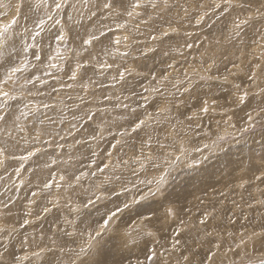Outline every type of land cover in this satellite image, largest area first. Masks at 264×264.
I'll use <instances>...</instances> for the list:
<instances>
[{"label": "rangeland", "instance_id": "1", "mask_svg": "<svg viewBox=\"0 0 264 264\" xmlns=\"http://www.w3.org/2000/svg\"><path fill=\"white\" fill-rule=\"evenodd\" d=\"M16 2L0 0V24L16 15ZM142 2L146 10L137 9L141 15L128 17L119 0L111 12L103 9V0H67L56 13L66 22L63 42L55 40L60 26L51 21L36 41L22 37L25 25L33 27L23 13L38 17L44 9H23L10 30V58L0 57V90L9 97L0 96V114L20 116L17 123L26 130L21 132L12 119L0 122V145L18 141L17 156L33 145L52 158L71 156L69 171H96L91 164L95 160L101 167L110 166L107 175L122 179L104 184V174L97 171L95 177L84 176L79 184L72 181L70 185L67 178L60 180L67 165H53L51 174L45 170L34 175L35 157L23 162L6 159L0 166V252L7 250L6 264L25 256L35 261L30 253L38 250L37 245L54 249L43 254V264H71L76 256L69 249L79 251L87 235H65L73 231L66 219L75 221L81 231L91 230L109 209L122 207L123 202L131 206L93 254L80 260L103 264L124 260L126 264L128 258L139 257L149 264L146 257L153 249L152 264H259L264 259V0H167V4L155 0L156 8L148 0ZM92 12L97 15L91 17ZM245 20L237 32L234 22ZM101 26L111 29L103 43L82 45L81 39ZM124 36L130 40L124 41ZM116 37L121 38L119 45ZM109 41L105 55L101 49ZM25 43L36 44L26 54L28 67L2 83L11 67L21 66ZM125 52L129 55L124 56ZM78 61L85 63L80 74L86 71L91 78L83 81L87 89L82 88L79 74L76 81L69 79ZM97 61H106L112 68L101 69ZM53 64L56 67H50ZM125 68L133 71L120 81L117 72ZM244 92L247 99L237 103ZM80 97L90 102L87 107ZM205 102L207 113L202 111ZM45 103L55 110L44 109ZM37 107L34 115L43 119L46 113L56 121L44 124L60 134L53 144L43 142L52 140L51 136L45 135L41 143L29 136L34 116L25 119L21 113ZM89 111L96 113L95 119H81ZM137 118L146 120V126L132 133L130 125ZM36 127H40L38 122ZM146 133L151 140L142 146ZM117 140L121 143L113 149ZM161 177L163 191L149 195L147 182L152 181L155 189ZM46 181L53 186L44 188ZM121 183L130 191L123 192ZM97 185L103 186L97 189ZM89 197L94 203L85 208ZM134 198L137 203L132 204ZM141 226L153 235H142L136 248L125 249L121 240L125 230ZM21 264L29 261L21 260Z\"/></svg>", "mask_w": 264, "mask_h": 264}, {"label": "snow or ice", "instance_id": "2", "mask_svg": "<svg viewBox=\"0 0 264 264\" xmlns=\"http://www.w3.org/2000/svg\"><path fill=\"white\" fill-rule=\"evenodd\" d=\"M85 2H87V0H85ZM165 4H167V0H164ZM67 3V0H18V2L15 3L14 7H15V13L16 15L11 19V21L9 23H3L0 24V57H4V58H10V53L8 51L7 48V44L8 41L11 40V34H10V30H12L17 24H18V20H19V16L22 14V10L23 9H27L29 11H34L36 9H44V15L42 16H38V17H30L27 15V13H23L25 20H31V23L33 25L32 29H29L26 25L24 27L23 30V36H30L31 39L33 41H36L37 37H39L44 31H45V26L48 24L49 21L52 22L53 26L55 25H59L60 26V30L58 31V33L55 36V40L56 41H60L63 42L67 39V33L65 32V26H66V22L62 23V19L58 18L56 13L60 12L61 10H63L65 8V5ZM148 4L151 5L152 8H156L157 4L155 2V0H148ZM117 5V0H103V4L102 7L104 10H107L109 12L113 11L115 9ZM119 6L121 8H123V10L127 13L128 17H132L134 15L139 16L141 15V13L139 11H137V9H145L147 8V5H145L142 0H119ZM131 9V10H129ZM97 15L96 12H92L91 13V17H95ZM90 17V19H91ZM68 19H71V17L69 16ZM199 22V21H198ZM248 21H241L240 23H235V29L237 30V32L240 30L241 28V24H246ZM118 27H124V25H118ZM69 32L71 31V29L68 30ZM111 29L108 28L107 30H105L104 26L101 27H97L95 31L93 32H88L87 33V39H81V43L82 45H93L94 42L97 43H103L102 38L106 36L107 32H110ZM165 35H167V33H165ZM153 40L156 39L155 36L152 37ZM124 41H129L130 37L129 36H124L123 37ZM121 43V38L120 37H116L115 39V44L119 45ZM36 44L32 43V44H27L25 43L23 46V53H25V59L22 61L21 66H13L11 67L3 82L2 83H8L9 81H12L13 78L15 77L16 73L21 72L23 69L28 67V61L26 59V54L28 53L30 48H35ZM111 47V41H109L108 45H105L101 51L104 52L105 55H108L107 52V48ZM188 47H191V45H188ZM57 54L59 55V48L56 49ZM19 53H17L18 55ZM33 55H35V53H33ZM77 56H80V53L77 52L76 53ZM91 56V53L89 54ZM97 56L99 55V53L96 54ZM124 56L129 55L128 52H125L123 54ZM35 58L37 60H40V56L36 55ZM56 57H50V59H55ZM94 58V57H93ZM97 63L99 64V67L101 69L104 68H108L111 69L112 68V64L107 63L106 61L104 62H100L97 61ZM50 67H56V65H50ZM85 67V63L84 62H80L78 61L76 64V68L74 70H72L70 72L69 75V79L72 81H76L78 79V74H79V79L81 81L82 84V88L83 89H87L88 84H84L83 81L85 79H88L89 81L91 80L90 77L86 76V71L83 74H80V69ZM133 71V69L131 68H125L124 71H118L117 75L119 77L120 81H124L125 80V73H131ZM37 79H39V77H37ZM113 80L117 79V76H113L112 77ZM226 79V78H225ZM67 87L71 88L72 85L69 84L67 85ZM237 91L239 92L240 90V85L237 84L236 86ZM53 91L55 92L56 89L54 88ZM262 92H264V89H261ZM0 96L3 97H9V93L7 91H2L0 90ZM248 97V93L244 92L243 95H239L237 98V103H243ZM13 99L15 97H12ZM69 99H71V97L69 96ZM81 103H85L84 102V98L80 97L79 98ZM105 100H109L110 101V97L105 96L104 97ZM90 103V102H87ZM87 103H85V107H87ZM77 109L80 108V105L77 104L76 105ZM125 107H127V105H125ZM43 108L44 109H50V110H55V106L52 104H48L45 103L43 104ZM202 111L207 113L209 111V107L207 106V102H205V106L202 108ZM34 112H39V107H37L35 110L31 111V112H22L21 116H23L25 119L34 116V120L35 122L33 123L32 127L30 129H28V133L29 136H32V139L36 142V143H41L42 139L45 135L51 136L52 140H48V141H43L46 144H53L55 142V138L57 136H59V132H56L54 128L49 129V128H45L44 124H45V120L48 121V123L50 125H55L56 121L53 120L51 117L47 116L46 113H43L42 115L44 116L43 119L40 118V115H34ZM133 112H135V109H133ZM261 112L264 113V109H261ZM96 113H91L89 112H85L84 116L81 117V119L83 118H87V120L92 121L95 119ZM20 116H15L14 113H5V114H0V122H4L7 123L9 121V119H12V122L15 126L20 127L19 124L17 123L20 120ZM73 119H76L75 113L73 114ZM249 120H252V116L249 115L248 117ZM36 122H38V124L40 125V127H36ZM146 126V120L144 119H139L137 118L136 121H133L132 124L130 125L131 128V132L132 133H138V131H144V128ZM76 125H72V128H75ZM26 130V126L25 127H20V131L24 132ZM32 133H35V135L33 136ZM71 134V133H69ZM126 135V133H121V136ZM8 136L12 137L11 132H8ZM146 139L142 140V146L143 144L149 143V141L151 140V136L148 135L146 133ZM96 137L93 136V139H95ZM60 139H65V137H60ZM13 141H15V138H12ZM25 144L28 143V139L25 138L24 139ZM77 144H80L81 141L77 140L76 141ZM86 143V142H85ZM121 143V141L117 140L116 144H112L111 147L113 149H117V145H119ZM19 146V142H13V143H6L5 145H0V166H3L5 164L6 159H12V160H19L21 162L26 161V160H30L32 158H36V166L33 169V174L34 175H38L40 172H43L45 170L49 171V173L51 174L52 171V166L55 165L57 167L60 166V164H64L67 165V167H65L62 170V174L60 175V180H65L67 178L69 184H72V181H75L76 184H79L81 181V178L84 176H96V172H100L101 174H104V184H109L113 181V178L116 181H120L122 178L120 176H111V175H107L106 174V170H109L110 166L108 164H104L103 167H101L100 165L96 164L95 160L91 161V164L95 166L96 171H91V169L88 172H84V171H79V174H77V171H69V168L71 167V165L69 164V161H71L73 158L71 156H69L68 160H60L58 157L57 158H52L50 156L49 153H47L46 151H42L41 148L39 147H35V145H33L32 148H26L24 149V152L26 154H22L20 156H17L15 153V150L18 148ZM56 147L59 148H63L62 144H56ZM149 147H151V145L149 144ZM108 157L112 156L111 152L107 153ZM150 158V157H149ZM123 163L125 165H127L128 161H123ZM114 167V166H113ZM20 173V169L17 168L16 169V174L19 175ZM163 180L164 178L161 177L158 181H156V188L152 189L151 188V184L153 183L152 181H148L147 184L149 186V195H156L159 192H162V184H163ZM143 183V182H142ZM53 185L50 182H44L43 183V187L44 188H51ZM103 185H97L96 188L99 189L101 188ZM121 189H123V192H129L130 189L126 188L125 185L123 183L120 184ZM113 192H115V189H112ZM33 196H36V193L33 192L32 194ZM119 198V194H117V199ZM141 199L144 198L143 195H141L140 197ZM96 200H100L101 197L100 196H96L95 197ZM51 203V202H50ZM58 203V201H57ZM94 203L93 199L91 197L88 198L87 203L84 205L85 208L88 207V205H92ZM132 204L137 203V201L135 200V198L132 200L131 202ZM53 206L55 207L56 205L53 204ZM130 203L128 202H123V206L121 207L120 205H116L113 209H109L103 217H101V221L97 222V227L91 230L88 229H84V230H79V225H77L75 223V221H71V220H67L66 219V223H69L73 226V231L70 233H65V235L70 236V237H74V236H81L83 237L85 234L87 235V240L85 241L84 244H81L79 247V251H75L74 249H69L70 252H75V256H76V260L72 261L71 264H76V261H79V264H103L102 261L100 260H95V259H87V260H80L79 258L81 256H91L93 254V249L97 248L98 245H100L101 240L103 238V236L105 235V233H107L111 226L114 225L117 220L119 219L120 214L125 210L128 209L130 207ZM50 209H48L47 207L44 209L45 212L49 211ZM76 211H78V208L76 209ZM148 217H145V220H148ZM25 224L28 223L27 220L24 221ZM143 227H132V228H127L125 230V232L123 233L121 240L123 243V246L125 249L127 250H131L133 248H136L139 245L140 239L142 237V235H146V236H152L153 233L151 231H143ZM176 243H179V241H176ZM52 244L55 245L56 244V240L52 241ZM217 247H219V245H217ZM38 250L37 251H33L30 253V256L33 258H36L35 261L31 260L29 256H25V257H17L14 258L12 261L8 262V264H21V260H28L29 264H43V254L45 252H52L54 251V249L51 246H39L37 245ZM6 249L5 252H0V264H6L5 260L3 259V257L6 254ZM60 251L63 252V247L60 248ZM156 256V251L155 249L152 250L151 254H149L146 257V260L149 262V264H152V261L154 260ZM51 264H57V262H51ZM112 264H125L124 260H114L112 262ZM126 264H145V262L141 259H139V257H137L135 260L128 258L126 261ZM259 264H264V259L260 260Z\"/></svg>", "mask_w": 264, "mask_h": 264}]
</instances>
